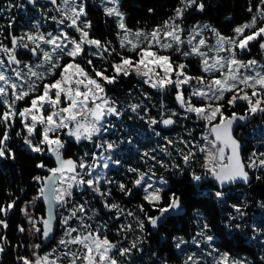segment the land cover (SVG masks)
Wrapping results in <instances>:
<instances>
[{
	"label": "snow or ice",
	"instance_id": "6c2138e0",
	"mask_svg": "<svg viewBox=\"0 0 264 264\" xmlns=\"http://www.w3.org/2000/svg\"><path fill=\"white\" fill-rule=\"evenodd\" d=\"M50 2L53 5L57 4V0H50ZM29 3L35 5L36 0H29ZM100 4L107 17L115 18L119 48L134 53L135 59L124 55L123 52H118L111 41L102 42L90 36L92 23L87 19V0H61L57 8L60 19L51 17L53 21H56L59 29L56 34L41 32L39 22H37L33 25L35 33L26 32L17 37L9 32L11 47L0 42V104L5 109L0 114V126L4 129L0 135V158H15L12 149L8 146V141L11 139L10 131L19 119L22 131L26 133L24 143L28 148L35 153H50L58 164L57 167L48 169L51 175L34 178L38 184H41L38 196L34 200L43 197L49 204V216L42 220L44 239H47L52 231V209L63 207L69 202L74 185L80 187L81 190L87 187L97 195L104 197L103 206L110 211L116 210V219L125 213L120 205L107 202L111 189L101 190V180L105 184H111L113 181L107 179L103 173L93 175L96 168L101 165H89L83 158L79 161L64 159L63 149L66 141L61 138L63 135L74 138L76 142L82 140L94 142V137L99 139L102 133L108 131V118H119L123 112L117 108L115 101L108 97L105 84H114L120 76L128 77L135 74L145 84L160 92L174 88L176 90L175 100L184 110V118H188L187 114H195L198 120L206 122L212 139H209V135L204 136L206 144L198 146V150L206 153L203 167L221 187L237 180L248 183L250 175L247 169L254 172L264 170V152H253L247 161L243 160L241 145L232 134L233 124L237 120H246L249 115L254 116L257 113L264 114V63L255 59L248 61L238 59V51L239 53L250 51L249 45L252 42H258L259 48L264 50V0H259L255 13L249 20L233 28L232 36H225L208 24L194 25L191 28L183 26L185 13L189 9L195 7L197 11H204L203 0H179L173 10V15L150 31L128 28L125 23V14L120 9V0H100ZM152 11L149 9V12ZM247 11L253 13L251 4ZM69 29L71 31H68ZM205 30L212 33L213 43L210 44L209 39L203 35ZM0 35L3 33L0 32ZM18 49L29 52L35 58V62H24L19 59ZM105 53L107 56L113 53L119 56V62L114 61L111 64V75L105 74L108 71L107 68L98 70L93 65L92 59L86 61L87 65L91 66V74L77 62L78 57L83 59L86 55L106 59ZM173 55H178L183 60H174ZM3 57H6L7 64ZM190 57L200 59L201 71L208 74L207 76L193 77L188 73V64L184 60ZM65 58H68L67 62L62 63ZM9 68L12 72L11 76L7 74ZM49 78H52L51 82H47ZM185 86L189 91L187 96ZM227 94H231L226 101L229 106L235 107L238 100L247 104L245 115L235 112L230 116L225 115L224 105L220 102L225 100ZM194 98L200 102L199 106L193 103ZM21 101H27V106L18 110L16 103ZM129 108L133 113H137L140 105L132 104ZM177 115L179 114L173 111L168 118H164L162 114L159 121L151 119L150 126L157 123L165 127L174 125L176 121L172 117ZM21 134V131L16 133L17 136ZM37 136L40 137L38 140ZM167 143L173 144V141L167 140ZM181 143L188 146L187 141L181 140ZM96 147L109 151L115 145L104 142L103 144L97 143ZM163 150L167 153L166 148ZM226 150H230V154ZM179 151L183 152V149ZM167 154L171 155V153ZM144 156H148L153 161L156 160V157L148 152H145ZM194 156L195 152L191 150L183 154L184 164L189 165ZM93 159H96L95 153H93ZM108 160H111V156L105 158L102 165L104 169L109 166ZM113 163L119 164V161H113ZM158 163L161 167H168L163 161H158ZM174 166L179 168V165ZM37 167L46 166L41 163ZM129 172L137 173L132 181L133 187L141 189L144 192L143 199L159 211V215L153 217L145 212L143 205L139 207V211L144 213L153 228L158 226V221H161L166 213L180 208V199L175 194L169 197L170 203L167 206L159 207L163 199V188L150 182L154 173L149 175L148 172L132 168ZM66 173L71 175L66 176ZM85 176L89 178L85 179ZM262 178L264 177L256 175L257 180ZM193 179L200 181L202 177L193 174ZM58 183H66V187H57ZM158 183L164 185L167 181L161 177ZM118 188L126 196L132 194V189L124 183H119ZM214 195L222 198L224 193L217 191ZM14 205L15 201L7 206H0V213L7 216ZM232 207L241 217L244 215L239 206L233 205ZM22 212L28 218L32 226L31 230L40 233L41 229L36 226V219L29 215L27 205ZM77 213L80 215L78 216ZM86 214L85 205L80 204L70 209L69 216L63 218L66 238L58 242L66 249L63 255L69 258V264H78V262L79 264H118L111 255L113 250L118 248V242L113 243L108 239L106 224L95 229L91 224H86L84 222ZM126 215L132 217L137 227L143 230V220L131 211H127ZM74 218L79 221V227L70 226L69 221ZM235 218L232 217V219ZM0 225H3L5 229L8 227L5 220H0ZM208 227L205 223L204 229ZM18 230L23 233L25 228L20 226ZM132 230L131 223L121 224L117 234ZM198 235L203 236L211 246L213 236L206 235L204 231ZM0 239L3 238L0 237ZM177 239L180 242L176 243L175 247L180 249L181 244L186 241ZM72 245L79 247L72 249ZM34 248L39 249L40 245H34ZM134 248H137V241L131 242V248H120L119 253L124 256ZM4 251L5 246L0 243V254ZM213 251L218 250L213 249ZM55 252L56 249H53V253ZM51 255L52 253H48L40 256L38 252H33L35 259L25 256H19L17 259L20 264H57L60 255L50 260ZM189 261H192V264H200V261L193 260L191 255L188 256L185 264ZM214 264H229V255L221 254ZM231 264H244V262L232 260Z\"/></svg>",
	"mask_w": 264,
	"mask_h": 264
},
{
	"label": "trees",
	"instance_id": "16d2710c",
	"mask_svg": "<svg viewBox=\"0 0 264 264\" xmlns=\"http://www.w3.org/2000/svg\"><path fill=\"white\" fill-rule=\"evenodd\" d=\"M178 3L179 0H120V9L125 14V23L128 28L150 31L173 15V10ZM203 3L205 4L204 11H197L193 7L185 13L183 26L191 28L197 24H208L223 35L232 36L233 28L249 20L255 13V7L259 0H203ZM250 4L253 7V13L247 11ZM9 5H11V8H9ZM55 6L36 0L35 8L31 9L26 0H0V32L3 33V35H0V42L11 47L9 32L11 34L13 32L35 33L33 25L37 22L40 24L41 32L49 31L47 23L42 21V15L49 18H59L60 13L55 10ZM149 9L153 11L149 12ZM87 12V19L92 23L91 37L102 42L111 41L118 52L135 57L134 53L119 48L115 18L107 17L104 14L100 0L88 1ZM9 25H11V28H9ZM51 29H53L52 32L55 31V28L52 27ZM14 34L17 37L21 35ZM105 56L106 59H101L100 57H88L86 55L83 59H77V62L91 72V66L87 65L86 61L92 59L93 65L98 70L107 68L108 71L105 74L111 75V64L114 61L119 62V56L116 53L111 56H107L105 53ZM174 57L177 60H183L178 55ZM67 59L65 58L62 63H66ZM184 62L188 64L187 71L191 76L203 75L200 70L199 59L190 57ZM57 73H59V70H57ZM47 82H51V79ZM105 90L107 95L115 101L117 108L123 112V115L119 118H112L109 122L108 131L100 137L105 142L114 143L115 145L112 150H104L112 158L106 178L113 181V183L105 184L101 190L111 189V195L107 197V202L120 205L125 213L120 215L119 219H116V210L110 211L104 208L102 200H94L93 195L86 196V198L75 196L70 203V209L74 208L76 204H83L87 209L84 221L86 224H91L93 229L104 224L107 225L106 234L108 239L113 243L118 242V248L114 251V258L117 262L125 264L127 260L134 259V264H181L175 247L177 238H191L196 232L197 222L200 224L204 222L209 226L207 231L214 237L211 244L214 248L233 256L232 258H235V260H243L242 262L245 264H264V259H262L264 253L262 254V249L260 247L256 248L250 241V232L240 233L236 228V224H234L235 222H229L232 206H241L242 199L240 202L237 197L230 195L226 201L221 203V200H218L214 195L219 190L213 186V182H202V184L197 185L194 181L193 174L199 170L198 147L196 146L201 138L202 130L199 127L202 124L195 123L189 116L187 119L184 118L185 112L181 111L176 105V94H170V91L160 92L153 89L144 84L134 74L128 77L120 76L114 84H105ZM172 92L176 93V90L173 89ZM18 103L27 105V101ZM132 104L140 105L137 110L138 114L130 110L129 106ZM224 105L225 115L230 116L233 112L239 115L246 114L247 104L245 103H237L235 107L231 108L227 107L226 102H224ZM18 107L20 106L18 105ZM4 110V106L0 104V114ZM173 111L179 114L172 117L178 123V126L171 131L162 130L160 123L150 126L151 119L159 121L162 114L164 118H167ZM259 123H264V114L256 116L254 122L251 123L252 125H248V129L238 131L239 141L242 143L241 133L249 132L252 126ZM20 125L21 123L17 119L10 131L11 139L8 141V146L12 149L15 158H0V206H7L15 201L14 207L8 212L7 216L0 213V220H5L8 224L6 229L3 225H0V237L3 238L0 239V243L5 246V251L0 254V264H20L17 257H27L29 255L27 223L22 209L26 205L29 207L38 195L41 184H38L34 178L37 176L47 177L50 173L48 169L55 168L48 157L49 154H34L23 147L22 134L20 136L16 135L18 131H21ZM3 131V127L0 126V135ZM156 133H159V135H156ZM100 138L91 143H78L67 140L63 136L62 139L66 141L64 156L73 158L76 161H79L80 158L85 159V147H89V153H94L96 144L101 143ZM165 138L172 140L173 144H168ZM181 140L187 141L188 146L186 147L184 143H181ZM254 142L255 144H251L250 147L244 146L243 156H247L251 149V151L260 149L264 141L257 138ZM165 148L167 153H171V155L163 150ZM157 149L161 151L160 155H158ZM181 149H183V152L179 151ZM189 150L195 152V156L190 164L186 166L182 160V155ZM100 151L101 149L99 153H96V157L101 154ZM145 152L155 156L156 160L153 161L148 156H144ZM88 158L92 160L91 155ZM117 160L119 164L113 163ZM158 161H163L168 167H161ZM41 163L46 167H37ZM174 165H179V168ZM130 168L139 169L141 172H148L149 174L154 173V175L165 177L168 180V189L162 194L163 199L160 207L167 206L170 203L169 197L173 194L180 197L181 214L170 218L156 234H152L150 223L145 218L144 213L139 211V207L143 205L145 212L153 217L157 216L159 211L143 199L141 189L133 187L132 181L136 178L137 173L129 172ZM261 176L264 177V172ZM119 183H124L128 188H131L132 194L126 196L122 193L118 188ZM234 189L246 191L243 200L247 199L256 204L261 203L264 208V178L257 180L256 176H253L248 187H233L224 190V193H230ZM34 206V209H32L33 214L35 218L41 220L39 227L42 232L44 207L39 200L36 201ZM127 211L135 213L140 220L144 221L142 231L137 227L136 221L126 215ZM69 214L70 211L67 212L68 216ZM77 215L80 214L77 213ZM199 218L202 222L198 220ZM129 223L132 224L133 230L124 231L118 235L120 225ZM69 224L72 227H79V221L75 218L70 220ZM20 226L25 228L23 233L18 230ZM63 230H65V226H62L60 220L54 242L44 249L42 248L40 232L42 252H53V249H56L54 254L63 256L64 260H67L66 256L63 255L66 249L58 243L64 233ZM74 234L76 235V233ZM132 241H137V248L121 256L119 249L131 248ZM202 243L204 244V242ZM140 247H142L141 254L137 250ZM71 248L76 249L77 247L71 246Z\"/></svg>",
	"mask_w": 264,
	"mask_h": 264
},
{
	"label": "rangeland",
	"instance_id": "374dc122",
	"mask_svg": "<svg viewBox=\"0 0 264 264\" xmlns=\"http://www.w3.org/2000/svg\"><path fill=\"white\" fill-rule=\"evenodd\" d=\"M60 2H61V0H57V4L55 6V10L56 11H58L57 8L60 5ZM42 16H43L42 21L47 23V27L49 29V31H46V32H43V33L46 34L47 32H52L53 29H51V28L53 27V28H55V31H53V34H56L59 31L56 21H53L48 16H45V15H42ZM57 19H60V17L57 18ZM200 25H202V24H200ZM185 28H187V27H185ZM205 31L207 33H205ZM205 31H204L203 35L206 38L209 39V43L210 44L213 43L214 42V37H213L212 33L210 31H208V30H205ZM255 43H258V42H252L249 45L250 51H245L243 53H239V51H238V59L243 60V61H248L250 59H255L257 61H260L261 63H264V54L263 55H259L257 57H252L254 55V52L251 53L252 52L251 46L253 44H255ZM92 50L94 51L95 49H92ZM87 56L90 57L91 55H87ZM174 56L175 55H173V59L177 60V58L174 57ZM248 56H250V57H248ZM77 59H81V58L78 57ZM133 59H135V57H133ZM197 59H199V58H197ZM199 63H200V59H199ZM200 68H201V64H200ZM89 73L91 74V72H89ZM202 74L205 75V76L208 75V74H205L203 72H202ZM137 78H139L143 82V80L140 77H137ZM146 85H148V84H146ZM148 86H150V85H148ZM173 89L174 88H170V89L167 90V92L170 91V94H176V93L172 92ZM188 94H189V91L187 89V86H185V95L187 96ZM230 95L231 94H227L226 97H225V100L221 101L220 103H222L224 105V102L227 101V99L229 98ZM108 97H110V96L108 95ZM193 103H195V104H197L199 106L200 102L197 99L194 98L193 99ZM237 103H245V102L238 100ZM18 105L20 107H18ZM25 106H27V105H25V104L20 105L18 102L16 103V108L18 110L22 109ZM224 107H225V105H224ZM227 107L231 108V106H229V105ZM260 115H261L260 113H257L255 116H260ZM187 116H189L190 119L193 120L195 123L202 124L201 127H199V129L202 130L201 138H200V140L198 142L199 144L196 147L204 146L206 144V141L203 139V137L206 136V135H209L208 128L206 127V122L203 121V120H198L196 118L195 114H187ZM112 118H116V117L108 118V123L111 121ZM20 128H21V132H22V135H21L22 137L21 138L23 139V147L25 149H27V151L32 152L28 148V146L24 143V135L26 133L22 131V125H20ZM103 134L104 133H102V135ZM240 136L242 138L241 139L242 143L244 144V146H247V147H250L251 144H255L254 141L257 138H260V139H262L264 141V123L255 124L254 126H252V128L249 129V132H247L245 134L241 133ZM62 137H63V135L61 136V138ZM39 138L40 137L37 136L36 139L38 140ZM65 138H68L69 140L75 141L74 138H71V137L65 136ZM209 139H212V137L210 135H209ZM94 140L96 141L97 138L94 137ZM81 142L91 143V142L85 141V140H82V141H80L78 143H81ZM100 142H101L100 144H102V143L105 142V140L101 139ZM92 144H94V143H92ZM157 148L160 149L159 146H157ZM100 149H101V151H100L101 154H99L98 157H96V159H93V153H89V147H85V151H84L85 159H84V161L86 163H88L89 165H96V164L101 165V167L96 168V170L93 172V175H96L97 173H103V175L106 177V174L109 172V167L111 166L110 164H111L112 158H111V160L107 161L108 164H109L108 168L104 169L102 167V165L105 162V158L110 156V155L107 154L104 151V148H97L96 146H95V152L94 153L95 154L99 153ZM251 150H249L250 152L247 154V156H244V160L245 161H247L248 157L251 156V154L253 152H256V153L264 152V142L261 145L260 149H258V150L256 149V151H251ZM197 152H198L197 153L198 154L197 155L198 156V160L197 161L199 162V170L195 172V175H200L202 177V179L200 181H195V180L194 181L196 182L197 185L202 184V182H213L214 177H212L211 174L207 173V169L205 167H203V165L205 163L206 153H202L198 149H197ZM32 153L38 154V153H35V152H32ZM157 153H158V155H160L161 151H158V149H157ZM43 154H49V153L48 152H44ZM85 154H87V155H85ZM89 155L92 156V160L88 158ZM247 170L254 177L256 175H260V174L262 175V172H264V170H260L259 172H254L251 169H247ZM65 175L68 176L69 174H65ZM149 175H152V174H149ZM84 178L88 179L89 177L85 176ZM160 178H161L160 176L154 175V176H152V180L150 182H154L157 187L163 188V192H164L165 190L168 189V180L165 177H162L164 180L167 181V184L161 185V184L158 183ZM145 179L147 180L148 178L146 177ZM104 185H105L104 181L101 180L100 187L102 188ZM57 187H66V183H64V184L58 183ZM71 192H72V195L69 198V202L65 206L59 207L58 210H57V215L59 216V219L61 220L62 226H64L63 223H62V220H63L64 217L68 216L67 212L69 213V211H70V207H71L70 203L72 202V199L75 196H81V197L86 198V196L90 197L91 195H93V199L94 200L100 199V200H102V202L104 201V197H101V196L97 195L91 189H88L87 187H84L83 190H81L80 187L74 185L73 188L71 189ZM163 192H162V194H163ZM222 192L224 193V191H222ZM245 192L246 191H244L242 189H234V190H231L230 193H224L223 197L222 198H218V200H221V203H223L224 201H226V199L230 195H233V196L237 197L240 200V202H241V199H242V202H241L242 205L239 206V207L241 208V211L244 213V215L241 217L240 214L235 210V208L232 207L231 213H230L231 217L229 218V222H235L234 224H236V226L239 225V227H236V228H237V230L240 233L246 234V231L250 232V237H249L250 241L254 244V246L256 248L260 247L262 249V254H263L264 253V208L262 207L261 203H257L256 204V203H251L247 199L243 200V198H244L243 195L245 194ZM95 195H97V196H95ZM142 195L144 196V192L143 191H142ZM38 200L40 201V198L39 199H35L34 202H32L31 205L28 207L29 215L31 217H33L34 219H36V221H37V225H36L37 227L40 226L41 220L35 218L32 209H34V207H35L34 205L36 204V201H38ZM161 202H160V204H161ZM76 203H79V202H76ZM160 204H159V207H160ZM76 206H77V204H76ZM232 217H236V218L232 219ZM25 218H26V223H27V227H26L27 228V239H28V243H29V245H28L29 255L27 257L29 259H35L33 257V252H38V254L40 256H44L45 254L52 253V255L49 257V259L50 260L51 259H56V255L53 252H51V251H43L42 252L41 243H40V233H36L34 230H31L32 226L29 224L28 218L26 216H25ZM198 220H200V218ZM200 222H202V220H200ZM254 226H255V230H254ZM195 228H196V232L191 236V238H183V237L180 238L183 241H186V243L181 244V248L177 249V253H178L177 255H178V258H179V262L181 264H185V261L187 260L188 256L191 255V256H193V260H199V261H202L205 264H214V261L216 259H218L219 256L221 254H223V253L221 251H219V250L218 251H213V249H216V248H214L212 245L209 246V244L205 241V238L203 236L198 235V233H200L201 231H204L206 233V235H211L212 236V234L209 233L207 231V229H204V222H202V224L197 222ZM63 231L65 232V230H63ZM73 235H75V234L73 233ZM38 237H39V240H38ZM61 237L62 238H66L64 233L62 234ZM178 242H180L179 239H177L176 243H178ZM202 242H204V244ZM212 242H211V244H212ZM37 244L40 245L39 249L34 248V245H37ZM72 246H76V245H72ZM76 247H79V246H76ZM114 251L115 250H113V253L111 254L113 256V258L115 257ZM141 252H142V247L139 248L138 253L141 254ZM210 252L212 253V255H208V253H210ZM232 257L233 256H229V264H231V261L234 260V258H232ZM66 258H67V260H64V257L60 256V259L57 261V264H69V258L68 257H66ZM78 264H79V262H78ZM125 264H134V259L127 260ZM188 264H192V261H189Z\"/></svg>",
	"mask_w": 264,
	"mask_h": 264
},
{
	"label": "water",
	"instance_id": "95a60500",
	"mask_svg": "<svg viewBox=\"0 0 264 264\" xmlns=\"http://www.w3.org/2000/svg\"><path fill=\"white\" fill-rule=\"evenodd\" d=\"M26 2L28 3L29 7L31 9H34L35 8V5L29 3V0H26ZM41 2H44V3H48V4H52L50 2V0H41ZM13 35V34H11ZM10 41H11V38H10ZM12 46V45H11ZM261 50V49H260ZM21 52H24L26 53L27 51L24 50V49H20ZM264 51V50H263ZM5 61L7 62V59L6 57H4ZM33 60H35L34 57H32ZM15 66V65H13ZM176 105L179 107L178 103L176 102ZM180 108V107H179ZM181 111L184 112V110L182 108H180ZM168 118V117H167ZM174 119V118H173ZM175 120V119H174ZM254 121V116L252 115H249L248 119L246 120H243V121H240V120H237L234 124H233V129H232V134L234 136V138L236 140L239 141L238 137H237V133L240 129H248V125H250L252 122ZM178 126V123L176 122L174 125H171V126H167L165 127L164 125H162L160 123V128L162 130H165V131H171L172 129H174L175 127ZM240 145H241V158L244 160V156H243V151H244V145L239 141ZM226 152L228 154H230V150H226ZM48 157L50 158V160L53 162L54 166L57 167L58 164H57V161L55 160V157L52 156L50 153L48 155ZM63 157L64 159H69L67 157L64 156V149H63ZM70 159H73V158H70ZM75 160V159H73ZM76 161V160H75ZM77 171H79V169H77ZM66 174H69L71 175L70 173H66ZM51 175V173L48 174V176ZM250 175V179L248 181V183H244L243 181H240V180H237L236 182H233V183H226L223 187H221L218 183V181L215 180V178L213 179V186L215 188H217L219 191H224V190H229L233 187H239V186H242V187H248L249 184L252 182V179H253V176L249 173ZM58 185V184H57ZM56 185V186H57ZM180 199V197H179ZM40 204L44 207V219H47L48 216H49V204L47 201L44 200L43 197H40ZM181 200H180V208L179 209H176V210H173V211H170L169 213H166L165 216L161 219V221H158V226L156 228H153L150 224V228H151V232L152 234H156L160 227L162 225H164L170 218H173V217H177L181 214L180 210H181ZM59 207H54L52 209V214H53V221H52V224H53V227H52V231L49 235V237L47 239H44L43 236H42V232H43V224H42V232H41V243H42V248H46L47 246H49L50 244H52L55 240V236H56V233H57V230L59 229V223H60V219H59V216L57 215V210H58ZM159 215V214H158ZM157 215V216H158ZM245 264V263H244Z\"/></svg>",
	"mask_w": 264,
	"mask_h": 264
},
{
	"label": "flooded vegetation",
	"instance_id": "af4514ba",
	"mask_svg": "<svg viewBox=\"0 0 264 264\" xmlns=\"http://www.w3.org/2000/svg\"><path fill=\"white\" fill-rule=\"evenodd\" d=\"M88 1H91V0H87V2ZM44 3V2H43ZM184 23V22H183ZM197 25H200V24H197ZM14 33H17V35H22L23 33H26V32H13V34ZM205 33H207L206 31H205ZM15 35V34H14ZM11 44V43H10ZM251 50H252V52L251 53H253L254 52V55L252 56V57H257V56H259V55H263L264 54V51L263 50H260V48H259V43H255V44H253L252 46H251ZM17 55H18V58L19 59H21L22 61H24V62H31V63H34L35 61H33L32 60V55L29 53V52H26V53H24V52H21L20 51V49H18V53H17ZM6 64H7V62H5ZM22 66V65H21ZM13 67H15V66H13ZM7 74L9 75V76H11L12 75V72H11V69L9 68L8 70H7ZM49 79H52V78H49ZM255 115H254V120H255ZM254 122V121H253ZM252 124H250V126H251ZM243 129H245V128H243ZM240 130H242V129H240ZM239 130V131H240ZM67 140H69L68 138H66ZM234 260H235V258H234ZM200 264H205V263H203L202 261H200Z\"/></svg>",
	"mask_w": 264,
	"mask_h": 264
}]
</instances>
